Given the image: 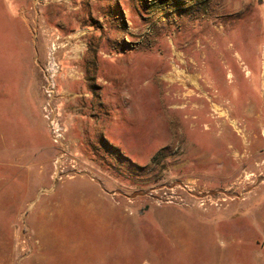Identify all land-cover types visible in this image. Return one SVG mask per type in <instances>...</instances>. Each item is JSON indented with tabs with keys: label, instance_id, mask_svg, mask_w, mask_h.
<instances>
[{
	"label": "rangeland",
	"instance_id": "1",
	"mask_svg": "<svg viewBox=\"0 0 264 264\" xmlns=\"http://www.w3.org/2000/svg\"><path fill=\"white\" fill-rule=\"evenodd\" d=\"M263 61L264 0H0V264H264Z\"/></svg>",
	"mask_w": 264,
	"mask_h": 264
},
{
	"label": "built area",
	"instance_id": "2",
	"mask_svg": "<svg viewBox=\"0 0 264 264\" xmlns=\"http://www.w3.org/2000/svg\"><path fill=\"white\" fill-rule=\"evenodd\" d=\"M48 97L52 98L53 91L48 90L47 91ZM45 119L47 120L51 132V136L54 140V142L57 145H63V128L60 125V121L57 117V114L55 112V109L51 105V102H48L46 108H45ZM74 160L69 158V156L62 152L60 155V158L55 161V172L53 175V179L56 181V178L60 175V178L62 175H66L69 171L66 170L67 166H70L72 168V173H76V165ZM75 174H72L74 176ZM165 190H161L162 194L159 197V192H157L158 189L154 190L150 193L151 199L156 201L157 205H163V204H174L175 202L181 201L184 202L183 198L178 195V190H180L183 193H186L190 195L191 197H197L199 201L200 207H205L206 204L210 203L211 205H218L220 201H226L227 198V192L226 193H217L211 192V191H203L202 189L198 188L196 185H191L187 183H179L174 186L165 187ZM226 196V197H225Z\"/></svg>",
	"mask_w": 264,
	"mask_h": 264
},
{
	"label": "bare ground",
	"instance_id": "3",
	"mask_svg": "<svg viewBox=\"0 0 264 264\" xmlns=\"http://www.w3.org/2000/svg\"><path fill=\"white\" fill-rule=\"evenodd\" d=\"M234 47V46H233ZM231 50H232V47H231ZM231 50L230 49H228V50H225V51H223V53H222V55H221V58L222 59H224V60H226V56H227V54H229L230 52H231ZM224 52H226V54L224 53ZM241 58V57H240ZM243 59V58H242ZM264 62V61H263ZM155 68H157V66L155 65ZM154 71H157V69H153ZM152 70V71H153ZM154 71H153V73L150 75V76H152V75H154ZM166 77H168V76H166ZM236 124V123H235ZM236 126V125H235ZM242 133V132H241ZM245 135V134H244ZM247 138V136H245L244 137V139H246ZM246 160V159H245Z\"/></svg>",
	"mask_w": 264,
	"mask_h": 264
},
{
	"label": "crops",
	"instance_id": "4",
	"mask_svg": "<svg viewBox=\"0 0 264 264\" xmlns=\"http://www.w3.org/2000/svg\"><path fill=\"white\" fill-rule=\"evenodd\" d=\"M28 1L31 2L32 0H28ZM23 10H24V9H23ZM7 158H8V160H9V157H8V156H7ZM12 158H13V157H12ZM14 158H15V157H14ZM14 158L11 159V161H25V162L28 161V160H27V157H25V156H19V157H16L17 159H16V158L14 159ZM147 264H150V263L147 262Z\"/></svg>",
	"mask_w": 264,
	"mask_h": 264
}]
</instances>
